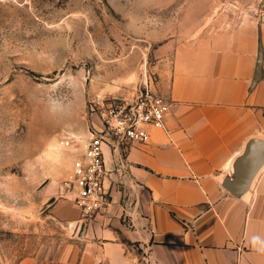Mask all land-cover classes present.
Returning a JSON list of instances; mask_svg holds the SVG:
<instances>
[{
  "label": "rangeland",
  "instance_id": "obj_1",
  "mask_svg": "<svg viewBox=\"0 0 264 264\" xmlns=\"http://www.w3.org/2000/svg\"><path fill=\"white\" fill-rule=\"evenodd\" d=\"M261 1L0 0V264L77 258L55 206L73 203L77 147L98 124L90 102L132 99L144 74L158 89L162 48L254 17Z\"/></svg>",
  "mask_w": 264,
  "mask_h": 264
},
{
  "label": "crops",
  "instance_id": "obj_2",
  "mask_svg": "<svg viewBox=\"0 0 264 264\" xmlns=\"http://www.w3.org/2000/svg\"><path fill=\"white\" fill-rule=\"evenodd\" d=\"M158 57V91L171 105L165 129L124 155L128 180L104 149L112 202L93 221L57 202L80 253L56 264H264V170L247 201L220 184L246 141L264 136V23L233 21Z\"/></svg>",
  "mask_w": 264,
  "mask_h": 264
},
{
  "label": "built area",
  "instance_id": "obj_3",
  "mask_svg": "<svg viewBox=\"0 0 264 264\" xmlns=\"http://www.w3.org/2000/svg\"><path fill=\"white\" fill-rule=\"evenodd\" d=\"M258 21L264 23V0L255 13ZM96 113L98 124L90 128L83 152L77 147V158L66 186L72 194V201L79 210L83 224L93 221L112 202L106 181L111 174L105 164L104 149L109 148L118 158L115 174L122 180L130 179V168L124 155L136 144L151 141L150 130H164L171 105L159 93L152 76L144 74L141 88L132 99L97 97L89 104ZM73 140L67 139L65 146L72 148Z\"/></svg>",
  "mask_w": 264,
  "mask_h": 264
},
{
  "label": "water",
  "instance_id": "obj_4",
  "mask_svg": "<svg viewBox=\"0 0 264 264\" xmlns=\"http://www.w3.org/2000/svg\"><path fill=\"white\" fill-rule=\"evenodd\" d=\"M254 85L261 74L263 52L259 48ZM264 170V136L246 141L240 153L235 156L220 184L234 198L247 201L254 189L256 180Z\"/></svg>",
  "mask_w": 264,
  "mask_h": 264
},
{
  "label": "bare ground",
  "instance_id": "obj_5",
  "mask_svg": "<svg viewBox=\"0 0 264 264\" xmlns=\"http://www.w3.org/2000/svg\"><path fill=\"white\" fill-rule=\"evenodd\" d=\"M60 145H55L51 147L50 157L52 159H55L56 157L60 156V150H62V147Z\"/></svg>",
  "mask_w": 264,
  "mask_h": 264
}]
</instances>
